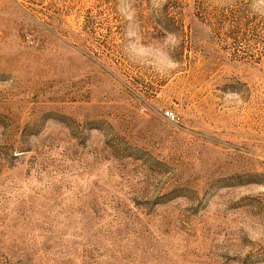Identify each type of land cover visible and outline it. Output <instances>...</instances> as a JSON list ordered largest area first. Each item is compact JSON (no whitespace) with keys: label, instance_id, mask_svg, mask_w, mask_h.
Returning a JSON list of instances; mask_svg holds the SVG:
<instances>
[{"label":"rangeland","instance_id":"rangeland-1","mask_svg":"<svg viewBox=\"0 0 264 264\" xmlns=\"http://www.w3.org/2000/svg\"><path fill=\"white\" fill-rule=\"evenodd\" d=\"M0 264H264V0H0Z\"/></svg>","mask_w":264,"mask_h":264},{"label":"clouds","instance_id":"clouds-1","mask_svg":"<svg viewBox=\"0 0 264 264\" xmlns=\"http://www.w3.org/2000/svg\"><path fill=\"white\" fill-rule=\"evenodd\" d=\"M174 43V38L167 37L163 45H161L159 48L152 49L151 53H147L143 48H138L135 50V54L151 63L155 71L163 74L167 71L175 69L176 67L175 62L168 56L166 51V49L174 45Z\"/></svg>","mask_w":264,"mask_h":264},{"label":"built area","instance_id":"built-area-1","mask_svg":"<svg viewBox=\"0 0 264 264\" xmlns=\"http://www.w3.org/2000/svg\"><path fill=\"white\" fill-rule=\"evenodd\" d=\"M166 115L167 117L174 118V113L172 111L167 110Z\"/></svg>","mask_w":264,"mask_h":264}]
</instances>
